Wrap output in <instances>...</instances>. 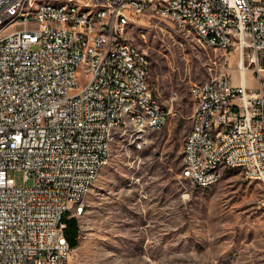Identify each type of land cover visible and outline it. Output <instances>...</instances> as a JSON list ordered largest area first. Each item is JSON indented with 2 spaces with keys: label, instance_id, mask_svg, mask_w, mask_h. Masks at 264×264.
<instances>
[{
  "label": "built area",
  "instance_id": "obj_1",
  "mask_svg": "<svg viewBox=\"0 0 264 264\" xmlns=\"http://www.w3.org/2000/svg\"><path fill=\"white\" fill-rule=\"evenodd\" d=\"M25 2L30 0H0V19L24 11ZM212 5H225V12H212ZM33 10L41 8L33 5ZM147 13L170 21L186 13L190 24L179 28L206 47L239 50L245 68L264 71V0H111L103 18L91 13V19H77L74 12L63 18V12L41 10V18L5 31L0 37V264H70L74 249L64 222L74 218L69 199L82 193L107 160L104 138L118 132L113 97L138 92L136 102L151 106V128L143 129L138 120L132 130L146 135L168 124L170 112L156 91L136 81V72L150 78L151 62L126 32ZM229 14H236V21H229ZM105 29L123 36L129 52L112 50V41L102 39ZM225 30L240 35V44L227 42ZM240 77L236 85L226 71L191 87L194 107L182 148V183L221 181L218 174H206L208 165L248 164L247 179L264 177V82L259 76L253 90ZM113 82H125V90L113 89ZM221 87H229V114L220 112ZM103 92H110L111 100H103ZM216 117H224L223 148L213 144ZM201 154H208V163H201ZM12 172L23 174L24 186Z\"/></svg>",
  "mask_w": 264,
  "mask_h": 264
},
{
  "label": "rangeland",
  "instance_id": "obj_2",
  "mask_svg": "<svg viewBox=\"0 0 264 264\" xmlns=\"http://www.w3.org/2000/svg\"><path fill=\"white\" fill-rule=\"evenodd\" d=\"M178 26L147 13L126 28L128 41L149 57V84L170 118L140 141L114 132L108 163L77 217L79 246L70 264H264V184L238 169L226 170L208 190L179 177L194 107L191 87L226 71L238 85L241 55L206 47ZM254 70L247 87L256 90L264 71ZM11 176L24 186L22 173Z\"/></svg>",
  "mask_w": 264,
  "mask_h": 264
},
{
  "label": "bare ground",
  "instance_id": "obj_3",
  "mask_svg": "<svg viewBox=\"0 0 264 264\" xmlns=\"http://www.w3.org/2000/svg\"><path fill=\"white\" fill-rule=\"evenodd\" d=\"M33 5H38L41 10L63 12V18H70V12H74L77 19H91V13H93V18H103V13L111 8V0H103L98 4L91 3V6L86 5L82 7L76 0H30V2L24 3V11H20L18 14H7V18L0 19V37L3 36L4 29L17 22L24 24L30 18H41V10H33ZM212 12H225V5H212ZM171 19L176 21L179 26L181 24H190V17L186 13H179V17H171ZM229 21H236V14H229ZM102 39L112 41V50L120 49V52H129V43L123 40V36H117L116 32L112 31V29H105V32H102ZM225 40L230 42V44H240V35H234L232 30H225ZM238 72L244 76L241 84L247 85L250 71L242 65L241 61L238 64ZM148 80L149 77H144L143 72H136V81L138 84H144V90H151ZM113 89L125 90V82H113ZM136 99H138V92H119V97H113L112 113H115V124H118V131L123 130L125 134L131 133V136L135 137L136 141H140L145 136V130L132 129H138V120L143 122V129H150L152 121H155V113L151 112V106L136 102ZM103 100H111V93L103 92ZM217 101L220 112L222 114H229V87H221V90L217 93ZM125 102H129V107H126ZM223 124L224 117H216L211 122V135H213L215 148H223L224 135H221ZM113 134L114 132L108 133L107 138H104V149H106L107 160L98 166V170L93 172L90 181L86 184L82 193L69 199V207L73 209L76 217L83 215L84 208L81 205L98 180L103 168L108 163ZM201 163H208V154H201ZM229 169H238L246 177L248 164H233L231 166L208 165L206 166V174H218L219 179H222L226 170ZM250 180L264 184V177H252ZM219 182L220 180L205 181L197 184L187 182L186 185L192 188L208 190Z\"/></svg>",
  "mask_w": 264,
  "mask_h": 264
},
{
  "label": "trees",
  "instance_id": "obj_4",
  "mask_svg": "<svg viewBox=\"0 0 264 264\" xmlns=\"http://www.w3.org/2000/svg\"><path fill=\"white\" fill-rule=\"evenodd\" d=\"M64 222L67 227L65 230L66 237L69 241L70 246L76 249L79 246V225L77 218H65Z\"/></svg>",
  "mask_w": 264,
  "mask_h": 264
},
{
  "label": "crops",
  "instance_id": "obj_5",
  "mask_svg": "<svg viewBox=\"0 0 264 264\" xmlns=\"http://www.w3.org/2000/svg\"><path fill=\"white\" fill-rule=\"evenodd\" d=\"M75 218H77L75 215H74Z\"/></svg>",
  "mask_w": 264,
  "mask_h": 264
}]
</instances>
